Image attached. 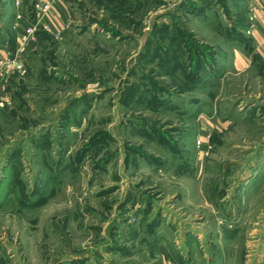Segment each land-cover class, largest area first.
<instances>
[{
    "label": "rangeland",
    "instance_id": "374dc122",
    "mask_svg": "<svg viewBox=\"0 0 264 264\" xmlns=\"http://www.w3.org/2000/svg\"><path fill=\"white\" fill-rule=\"evenodd\" d=\"M64 3L0 77V264H264V53L233 66L235 1Z\"/></svg>",
    "mask_w": 264,
    "mask_h": 264
},
{
    "label": "crops",
    "instance_id": "0c3cea01",
    "mask_svg": "<svg viewBox=\"0 0 264 264\" xmlns=\"http://www.w3.org/2000/svg\"><path fill=\"white\" fill-rule=\"evenodd\" d=\"M22 1H24V3L26 2V0ZM35 1L37 0H34V2ZM234 1L238 6H241L244 0ZM257 1V29L254 30L250 35L248 34L249 22L242 20L241 14L238 13L240 8L238 9L237 5L235 8L237 11L236 14L232 13V16H234L233 20L236 18V21H233V23L237 27L233 31V36H235L234 42L231 43L232 63L238 71L251 66V56L246 54V52L249 53L247 48L248 44L245 41L246 39L253 43L255 51L260 53L262 56L264 53V0ZM8 2L9 1L5 2L0 12V23L2 22L3 24V28L0 27V57L4 59L14 58L26 65L31 52H34L40 46L38 32L43 31L48 33L43 29L42 23L49 25L52 28L53 32L51 35L56 36L57 33H61L62 35L65 33V24L69 20L70 14L64 3V0H56L51 12L48 13V15H46L39 24L36 17L31 18L28 15L21 13V7L16 6V0H13V4L10 7L11 11L8 12V7L10 4ZM41 2L44 4L50 2V0H41ZM200 9H202L199 10V14L201 15H197V18L199 17L200 19L205 20L204 22H206L209 20L205 14L206 10L202 7H200ZM230 14L231 13H229V16ZM9 20L11 23H9V26H7V22ZM251 51L253 52V50Z\"/></svg>",
    "mask_w": 264,
    "mask_h": 264
},
{
    "label": "built area",
    "instance_id": "2783aa9c",
    "mask_svg": "<svg viewBox=\"0 0 264 264\" xmlns=\"http://www.w3.org/2000/svg\"><path fill=\"white\" fill-rule=\"evenodd\" d=\"M56 0H51L48 3H42L41 0H39L38 2L35 3L34 7V11L36 14V18L38 19V22L40 24V22H42L41 20L48 15V13L51 12L53 6H54V2ZM258 1L257 0H252L251 3V14L249 17V31L248 34L250 35L254 30L257 29V11H256V3ZM22 3L21 0H17L16 1V6L17 7H21ZM42 27L43 29L48 32V33H52V28L49 25H45L42 23ZM56 36L59 38V36H61V33H57ZM7 70V72H15L18 71L19 73H26V65L21 63L20 61H17V59L14 60H8V59H0V72L2 71V73L0 74V77H3V75L5 74V71Z\"/></svg>",
    "mask_w": 264,
    "mask_h": 264
},
{
    "label": "trees",
    "instance_id": "16d2710c",
    "mask_svg": "<svg viewBox=\"0 0 264 264\" xmlns=\"http://www.w3.org/2000/svg\"><path fill=\"white\" fill-rule=\"evenodd\" d=\"M126 1H131V0H126ZM46 36H48L47 33L43 32V31L38 32V37H39L40 44H42L44 42ZM201 59L203 60L204 58L200 57L197 61H199ZM194 76L198 79L197 75H194Z\"/></svg>",
    "mask_w": 264,
    "mask_h": 264
}]
</instances>
